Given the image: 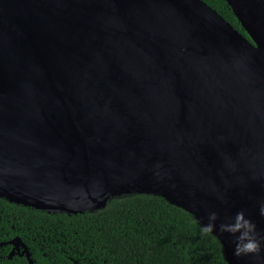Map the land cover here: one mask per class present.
Instances as JSON below:
<instances>
[{
  "label": "water",
  "instance_id": "obj_1",
  "mask_svg": "<svg viewBox=\"0 0 264 264\" xmlns=\"http://www.w3.org/2000/svg\"><path fill=\"white\" fill-rule=\"evenodd\" d=\"M0 0V197L78 214L157 195L264 236V0ZM239 235V234H237ZM16 253L35 264L26 243Z\"/></svg>",
  "mask_w": 264,
  "mask_h": 264
},
{
  "label": "trees",
  "instance_id": "obj_2",
  "mask_svg": "<svg viewBox=\"0 0 264 264\" xmlns=\"http://www.w3.org/2000/svg\"><path fill=\"white\" fill-rule=\"evenodd\" d=\"M204 1L249 38L226 0ZM201 226L188 211L157 195L112 198L102 209L71 215L0 197V241L31 235L28 228L46 230L45 237H23L36 264H228L220 242L213 234L202 236ZM27 261L0 258V264Z\"/></svg>",
  "mask_w": 264,
  "mask_h": 264
},
{
  "label": "clouds",
  "instance_id": "obj_3",
  "mask_svg": "<svg viewBox=\"0 0 264 264\" xmlns=\"http://www.w3.org/2000/svg\"><path fill=\"white\" fill-rule=\"evenodd\" d=\"M260 215L264 216V203H261ZM207 219L208 223L202 225L200 228L202 236L213 233L216 228L215 222L219 217L216 212H211ZM219 231L221 234L228 233L235 237L234 255L237 257L250 254L259 255L262 251L261 245L264 242V236L257 234L256 225L245 217L243 210L237 212L232 217L231 223L221 222L219 224Z\"/></svg>",
  "mask_w": 264,
  "mask_h": 264
},
{
  "label": "flooded vegetation",
  "instance_id": "obj_4",
  "mask_svg": "<svg viewBox=\"0 0 264 264\" xmlns=\"http://www.w3.org/2000/svg\"><path fill=\"white\" fill-rule=\"evenodd\" d=\"M11 228L12 229H14V226L12 225L11 226ZM29 230V233L31 234V235H24L27 239H29V240H33V239H35V238H38V236H42V234L44 235V237H45V229L44 230H42V233L41 232H39V230H36L35 232L33 231V230H30V228H28ZM40 233H41V235H40ZM8 235V233H5V236H7ZM21 239H23V237L22 236H20V235H18ZM16 237V235H12V236H10V237H6V238H4L2 241H0V258H3V257H5L6 258V260H9V261H12V262H19V261H21L22 260V258H25L26 259V261L28 260L27 259V257H25V256H21V255H19L18 253H16V254H14V255H12L11 257L9 256L10 255V251L12 250V248H13V244L11 243V240L13 239V238H15ZM23 241L26 243V245H27V247H28V249H29V246H28V244H27V242L23 239ZM39 241V240H38ZM53 241V240H52ZM30 250V249H29ZM27 263H28V261H27ZM35 263V262H34ZM29 264V263H28ZM36 264V263H35Z\"/></svg>",
  "mask_w": 264,
  "mask_h": 264
}]
</instances>
